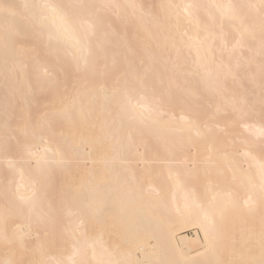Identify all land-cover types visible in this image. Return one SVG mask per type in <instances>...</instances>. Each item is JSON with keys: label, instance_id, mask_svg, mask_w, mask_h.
I'll return each mask as SVG.
<instances>
[{"label": "bare ground", "instance_id": "obj_1", "mask_svg": "<svg viewBox=\"0 0 264 264\" xmlns=\"http://www.w3.org/2000/svg\"><path fill=\"white\" fill-rule=\"evenodd\" d=\"M0 264H264V0H0Z\"/></svg>", "mask_w": 264, "mask_h": 264}, {"label": "rangeland", "instance_id": "obj_2", "mask_svg": "<svg viewBox=\"0 0 264 264\" xmlns=\"http://www.w3.org/2000/svg\"><path fill=\"white\" fill-rule=\"evenodd\" d=\"M194 231L195 230H190V231L188 230L185 234L190 236V237H194Z\"/></svg>", "mask_w": 264, "mask_h": 264}]
</instances>
